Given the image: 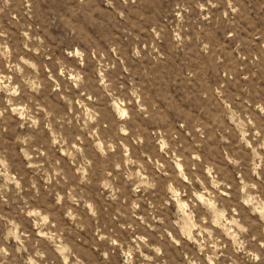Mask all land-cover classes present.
<instances>
[{"label": "rangeland", "instance_id": "rangeland-1", "mask_svg": "<svg viewBox=\"0 0 264 264\" xmlns=\"http://www.w3.org/2000/svg\"><path fill=\"white\" fill-rule=\"evenodd\" d=\"M0 264H264V0H0Z\"/></svg>", "mask_w": 264, "mask_h": 264}]
</instances>
